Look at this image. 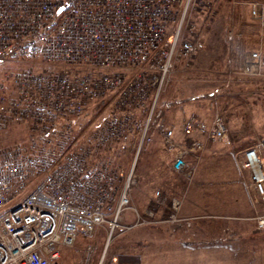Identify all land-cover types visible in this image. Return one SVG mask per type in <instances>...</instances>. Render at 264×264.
Wrapping results in <instances>:
<instances>
[{"label":"built area","instance_id":"1","mask_svg":"<svg viewBox=\"0 0 264 264\" xmlns=\"http://www.w3.org/2000/svg\"><path fill=\"white\" fill-rule=\"evenodd\" d=\"M214 2L0 0V132L19 124L31 127L27 145L0 153V264H65L60 246H71L98 228L112 232L126 211L135 217L127 229L152 223V215L144 219L130 200L137 156L160 138L173 156L174 173L183 172L188 156L200 159L201 143L177 142L156 107L169 78L187 73L204 49ZM246 5L264 40V4ZM193 12L201 17L200 26L190 22ZM226 39L228 73L239 60L240 74L260 76L264 54L249 52L242 63L236 34L230 32ZM102 99L117 107L92 130L93 141L79 137L55 144L49 135L44 146L33 143L58 126L69 130L75 118ZM139 109L143 116L136 115ZM182 131L186 138L200 132L223 147L231 145L219 114L209 125L189 117ZM119 147L134 154L127 169L108 159ZM100 156L105 158L99 161ZM235 162L247 173V189L258 204L264 198V140L238 151ZM179 208V200L172 199L173 215ZM249 220L264 230V215ZM171 221L189 227L192 219L173 216ZM104 258L98 264H105ZM107 264L118 260L113 257Z\"/></svg>","mask_w":264,"mask_h":264},{"label":"rangeland","instance_id":"2","mask_svg":"<svg viewBox=\"0 0 264 264\" xmlns=\"http://www.w3.org/2000/svg\"><path fill=\"white\" fill-rule=\"evenodd\" d=\"M214 1L215 12L209 21L214 24L206 44L204 42V60L198 61L205 65V69L201 71L194 67L200 70L190 73L192 64L187 73L171 76L162 91L161 99L165 103H162L161 111L164 112L166 124L175 133L183 128L189 117L205 123L219 114L226 123L231 145L223 147L217 143V159L208 157L202 172L200 164L206 157L208 147L215 142L206 139L202 133L203 137L197 136L196 132L190 138H184V145L194 140L201 143V152L196 162L190 156L187 157V166L182 173L172 171L173 159L164 158L160 147L157 148L155 162L144 148L137 156L136 183L131 188L130 200L137 211L142 212L144 219L152 215V223L127 229L134 224L135 217L126 211L121 216L120 227L112 232L107 228H98L88 237L75 238L71 246H60V261L85 264L90 259L87 264H97L104 255L105 264L113 257L117 258L118 264H170L171 246H175L173 254L183 264H264V230L257 229L248 220L256 214L264 215V203L261 206L253 204L247 189V175L239 171L235 162L238 151L264 140V70L256 77L242 75L239 73L241 62L237 60L230 75V46L226 39L230 32L236 34L242 51L239 57L241 61L252 51L260 50L264 54V40L260 36L259 26L246 16L248 2L260 1L264 4V0H236L239 5L235 7L234 0H225L218 14L217 4L221 0L217 4V0ZM238 8L239 22L242 24L236 19L239 16ZM190 20L196 24L201 18L193 12ZM191 74H200L201 77ZM190 77L192 83L200 78L208 81V90L193 92L191 86L185 84ZM186 97L193 102L203 103H184L188 107L177 108V111L173 109L176 103H167ZM95 103L87 111V117L75 118L73 131L69 129L74 134L73 142L79 137V141L87 142V138L89 142L93 141L92 130L107 120L117 107L116 103H110L108 99ZM135 111L140 113V109ZM30 129L29 124H19L0 132V153L18 144L27 145L31 140ZM33 143L45 145L42 138L33 140ZM49 146L47 144L45 147ZM125 150L108 159L118 167L127 169L134 154ZM97 158L102 161L105 156ZM236 178L239 180L237 184ZM157 192L159 195H156ZM174 198L180 202L177 216L171 210V200ZM250 204L260 206L256 208L257 213L252 212L250 216L243 214ZM127 215L131 216L128 222L125 220ZM173 216L177 219H192L191 225L188 227L179 221L174 223L171 221ZM160 249L164 250L163 254Z\"/></svg>","mask_w":264,"mask_h":264},{"label":"crops","instance_id":"3","mask_svg":"<svg viewBox=\"0 0 264 264\" xmlns=\"http://www.w3.org/2000/svg\"><path fill=\"white\" fill-rule=\"evenodd\" d=\"M224 1L225 0H221L218 4H217V9H216V14H218V9L220 8H222L223 6H221V5H224L223 3H224ZM221 6V7H220ZM239 11H240V8H238L237 9V12L239 13ZM248 15V18L250 19V20H252L251 18H250V16H249V12L247 13L246 12V16ZM198 17H200V16H198ZM240 17V13H239V16H236V19H238L237 20V22L239 23V24H242L241 23V21L239 22V20L241 19V18H239ZM201 18V17H200ZM242 19H244V17L242 18ZM246 19H244V21H245ZM254 22V21H253ZM201 23H202V19H201V21L199 22V23H197L196 22V25L197 26H200L201 25ZM255 23V22H254ZM213 24H214V22L213 21H211L208 25H207V27H206V30H205V33H204V42H205V44H206V42H207V40H208V37H209V35H210V30L212 29V26H213ZM256 24V23H255ZM240 27V26H239ZM244 26H242V28H243ZM244 31H243V29H242V33H243ZM203 52H204V50H202V51H200L198 54H197V56L195 57V59H194V61H193V67H192V69H191V71H190V73H193L194 71H199L200 69H202L201 71H204L203 69H205L204 68V64L203 63H201V64H199L198 63V61H203L204 60V54H203ZM194 67H198V68H200L199 70H195L194 69ZM191 75H196V74H191ZM190 75V76H191ZM184 76V75H183ZM186 76V75H185ZM196 76H199V77H201V75L200 74H197ZM191 81H193V80H191V77H190V79L189 80H186V82H185V84H186V86L188 87V85H190L191 86V88L190 89H192L193 90V92H198V90L200 91V92H205V91H207L208 89L206 88V86L208 87L209 86V82L208 81H205L203 78H200V79H197V80H195V82H191ZM207 84V85H206ZM175 100V99H174ZM171 103H176V105L174 106V108L173 109H175L176 108V111L177 110H179V109H185L186 108V106H187V104H184V103H203V102H201V101H197V102H193L190 98H188V97H186V98H184L183 100H181V99H176V101H171ZM188 107V106H187ZM177 108H179V109H177ZM212 120V119H211ZM204 122V121H203ZM211 122V121H210ZM210 122H205V123H210ZM174 136H175V139H176V141L177 142H179L180 144H183L182 142H184V138H186L184 135H183V131H182V129H179V130H177V132L175 133V131H174ZM196 135L197 136H200V137H203L202 135H201V133L200 132H196ZM220 145V144H219ZM221 146V145H220ZM161 148V151H162V154H163V157L164 158H166V159H173V156L171 155V154H169V153H167L164 149H162V143H161V140L159 139V138H156L155 140H154V142H152L151 144H149V145H147L145 148H146V152H149V154H150V156H151V159H152V161H156V159H157V157H158V149L157 148ZM219 151V146L217 145V143H215V144H211L209 147H208V149H207V153H206V157H205V159H204V161H203V163L202 164H200L201 166H200V168H201V171L203 172V168L205 167V164H207V162H206V160H207V158L208 157H213L212 158V160L213 159H217V152ZM246 175H247V173H246ZM239 180H238V178H236V184L237 183H239L238 182ZM195 203V202H194ZM264 203V198L262 199V200H260L259 201V203H258V205H262ZM195 204H197V203H195ZM254 206V205H252V204H250V206L249 207H247L246 208V211L243 213V214H245V215H249L250 216V214L252 213V212H254V214H256L257 213V210H256V208H258V207H260V206ZM252 208V210H251V208ZM131 214V213H130ZM253 217V216H252ZM125 220L128 222L129 220H131V216L129 217L128 215H127V217L125 218ZM249 220V219H248ZM250 221V220H249ZM131 222V221H130ZM174 248H175V246H171V250H172V253H171V255H170V257H171V263L170 264H183V261H180L179 260V258H177V257H175V255L173 254V252L175 251L174 250ZM212 249H214V248H211V250ZM163 249H160V252H162V254H163ZM195 252V251H194ZM102 257V256H101ZM91 258V257H90ZM90 262V259H89V261H87V263H89ZM100 262V259L98 260V262H97V264ZM63 263H65V262H63ZM87 263H85V264H87ZM66 264V263H65ZM190 264H192L191 262H190Z\"/></svg>","mask_w":264,"mask_h":264},{"label":"trees","instance_id":"4","mask_svg":"<svg viewBox=\"0 0 264 264\" xmlns=\"http://www.w3.org/2000/svg\"><path fill=\"white\" fill-rule=\"evenodd\" d=\"M161 98H162V93L159 96L156 110H163L161 107H163L162 103H165V102H162ZM167 103H171V102H167ZM144 113H145V111L141 110L140 113L136 112V115L143 116ZM85 116L87 117L88 115L85 114ZM74 124H75V121H72L71 125H70L71 128H72V131H73V125ZM72 131L70 132L69 130L65 129V127H63V125H61V126H58V128H53L52 131L50 133H48V135H43L44 138H43L42 135H38L39 138H36V139L38 140V139L42 138L43 140H45V139H48L49 135H52V136H54V139L52 141H53V143L56 144V143H58V142H60L62 140H65V139H69L70 138V140H72V138L74 137V134L72 133ZM121 149H122V147L118 148V150H121Z\"/></svg>","mask_w":264,"mask_h":264}]
</instances>
